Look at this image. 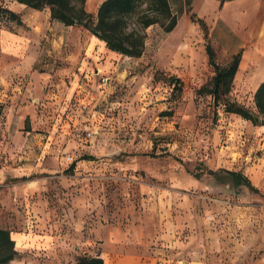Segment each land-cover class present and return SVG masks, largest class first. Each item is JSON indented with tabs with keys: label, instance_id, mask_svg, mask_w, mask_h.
Wrapping results in <instances>:
<instances>
[{
	"label": "rangeland",
	"instance_id": "1",
	"mask_svg": "<svg viewBox=\"0 0 264 264\" xmlns=\"http://www.w3.org/2000/svg\"><path fill=\"white\" fill-rule=\"evenodd\" d=\"M96 1L86 4L94 20ZM169 1L176 27L149 26L141 56L95 60L92 33L76 26L69 42L42 41L35 68L52 75L44 89L20 99L0 86V227L48 232L47 244L25 253L32 264L96 256L104 264H264V126L225 110L228 102L256 110L264 29H238L241 68L216 100L207 41L221 65L239 43L213 44L209 27L205 39L194 21V0ZM4 2L0 30L13 28ZM257 6L260 25L264 0ZM18 69L0 59L2 74ZM69 71L80 72L71 95ZM221 169L244 173L258 191L209 173Z\"/></svg>",
	"mask_w": 264,
	"mask_h": 264
},
{
	"label": "crops",
	"instance_id": "2",
	"mask_svg": "<svg viewBox=\"0 0 264 264\" xmlns=\"http://www.w3.org/2000/svg\"><path fill=\"white\" fill-rule=\"evenodd\" d=\"M104 0H97L102 3ZM259 0H226L223 3L220 0H194V10L201 16L206 25L210 29V39L213 44H219L222 41L226 43H233L236 41L239 43L238 48L234 50L237 53L242 43H244L242 33L238 29L243 28H257L260 26L264 29V16L259 25L258 22V6ZM86 4L89 5V0H86ZM4 8H8L10 11L17 15V19H13V28L0 30V59L6 58L18 63V71H0V86L3 90L15 92L21 91L22 95H17L18 98H27L28 91L31 93L44 89L49 78L52 76L51 71H38L35 66L40 59V45L45 37L52 35L58 42H69L71 40V34L76 30V26H68L64 23L53 20L51 17V11L49 7L42 9H36L26 4L20 3L17 0H5ZM87 8V7H86ZM93 7H90V9ZM199 9V10H198ZM89 11V9H87ZM91 12V11H89ZM250 16V19L244 16ZM253 15L254 18H253ZM20 21V22H19ZM82 33L79 31V44L82 41ZM76 40V39H75ZM256 43L259 42V35H255ZM75 44L77 43L74 41ZM261 43H264V35L261 37ZM88 54L92 58L97 60L102 54L110 52V55L117 52L110 50L106 43L91 34L87 41ZM245 64L250 65V61L246 58L242 61ZM237 71H240L241 64H239ZM260 71H264V65L259 63ZM237 74V72H236ZM80 72L69 71L70 81L73 82L70 91L66 90L68 95H71L74 86L77 84ZM48 77V79H47ZM55 83V82H54ZM53 83V84H54ZM55 83L54 85H56ZM52 86V84H50ZM82 85H79V89ZM50 91H56L55 88ZM16 93V92H15ZM28 99V98H27ZM1 176V175H0ZM7 229L10 232V237L14 241V247L17 251L16 256L11 260V264H32L27 255L33 247L44 246L50 240V236L47 232L44 237L27 231H22L15 228L0 227ZM57 236H54L56 240ZM58 241V242H57ZM53 244L55 249L60 251L62 248L59 240ZM58 244V245H57ZM22 255V257H17ZM55 264V263H53ZM58 264H69L68 261H59Z\"/></svg>",
	"mask_w": 264,
	"mask_h": 264
},
{
	"label": "trees",
	"instance_id": "3",
	"mask_svg": "<svg viewBox=\"0 0 264 264\" xmlns=\"http://www.w3.org/2000/svg\"><path fill=\"white\" fill-rule=\"evenodd\" d=\"M27 6L42 9L49 7L53 20L60 21L68 26H82L93 35L103 40L106 46L115 52L127 56L139 57L143 53L146 40V29L159 24L166 32L172 31L177 25V15L172 10L169 0H146L150 7L148 10L140 6L144 0H104L98 8L97 19L86 8V0H17ZM222 3L226 0H220ZM3 10L0 9V13ZM5 11V10H4ZM11 18L17 15L8 10ZM136 17L133 27L128 19ZM204 30V37L208 39L206 22L198 17L196 20ZM20 22V21H19ZM209 63L215 67L212 87L208 91L218 100L222 94L227 95L233 84L239 67L241 53H236L232 60L221 65L216 62V52L209 41L206 44ZM255 111L236 102L226 103V111L234 112L250 120L255 125L264 126V81L261 82L254 95ZM92 159L93 157H83ZM75 163L71 165L74 167ZM209 173L227 175L233 186H246L258 191L250 179L240 171L221 169L210 170ZM17 251L14 241L7 229L0 228V264H11ZM78 264H104L102 257H83Z\"/></svg>",
	"mask_w": 264,
	"mask_h": 264
}]
</instances>
